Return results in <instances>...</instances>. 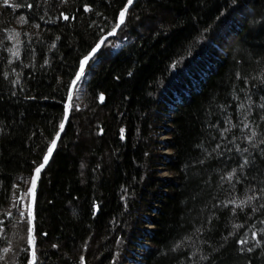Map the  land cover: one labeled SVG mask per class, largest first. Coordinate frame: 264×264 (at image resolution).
I'll use <instances>...</instances> for the list:
<instances>
[{
    "label": "trees",
    "instance_id": "16d2710c",
    "mask_svg": "<svg viewBox=\"0 0 264 264\" xmlns=\"http://www.w3.org/2000/svg\"><path fill=\"white\" fill-rule=\"evenodd\" d=\"M126 2L0 8V264L29 259L26 186ZM85 71L39 176L33 264H125L143 239L139 264H264V0H134Z\"/></svg>",
    "mask_w": 264,
    "mask_h": 264
},
{
    "label": "water",
    "instance_id": "95a60500",
    "mask_svg": "<svg viewBox=\"0 0 264 264\" xmlns=\"http://www.w3.org/2000/svg\"><path fill=\"white\" fill-rule=\"evenodd\" d=\"M133 2H134V0H133ZM133 2H132V3H133ZM126 5H127V9H128L132 4L128 5L127 2H126V3L124 4V6L120 9V12H121V10H123V9L125 8ZM120 12H119V14H120ZM125 18H126V15H125V17H124V21H125ZM117 24H120L119 16H118V19H117L116 23L114 24V26H113L111 29H109L107 32L103 33V34L99 37V39L96 41V43L92 46V48H91V49H90L85 55H83V56L81 57V59H80V61H79V66H78V68H77V71H76V73H75L73 79L71 80V82H70V84H69V88H68L67 96H66V99H65L64 114H63V118H62V120H61V123H63V129H64V127H65V125H66V123H67V121H68V118H69V114H70V110H71V101H72V96H73V90H74V88H75L77 82H78L81 78L84 77V75H85V73H86V71H85V67L87 66V64H88V62L90 61V59L93 58V57L98 53V51H99L100 47L102 46V44L104 43V41H105L107 38H109V37H113V36L116 34V32H117V30L119 29V27H120L123 23L120 24V26H119L118 28H116L115 26H116ZM109 33H112V34L109 35ZM100 41H103V43H102V44L100 45V47L96 50L95 53H92V50H93L94 48H96L97 44L100 43ZM90 53H92L91 56H89ZM86 56H89V59H88L87 63L84 65V69H83V72H82L81 75H80V79L77 80V74H78V73L80 72V70H81V61H82V60L84 59V57H86ZM93 63H94V62H93ZM73 81H75V84H73ZM61 123H60V125H61ZM60 125H59V128H58L57 132H59L60 135H61L63 129H62V130L60 129ZM57 132L54 134V136H53V138H52V140H51V142H50V144H49V146H48V148H47V151L45 152V155L48 153V149H49L50 147H52V153H53V151H54V149H55V147H56V145H57V142H58V140H59V138L56 139V134H57ZM60 135H59V137H60ZM54 139H56V142H55V146L53 147V146H52V142H53ZM52 153H51V155H50V157H49V159H48L47 164L49 163V161H50V159H51ZM45 155H44V156H45ZM44 156H43V158H44ZM43 158H42V160L39 162V164L34 168L33 173H32V175H31V178H30L29 182L31 181V179L33 180V177L36 176L35 169H36L41 163H43ZM47 164H46V165H47ZM46 165H45V166H46ZM44 168H45V167H44ZM44 168H43V169H44ZM43 169H42V170H43ZM42 170H41V171H42ZM40 173H41V172H40ZM40 173H39V176H40ZM39 176H38V178H36V180H35V184L33 185V183H32V186L29 187V190H28L27 214H28V220H29V238H28V240H29V259H28V261H27L25 264H33L34 261H35V249H34V226H33V220H34L33 207H34V200H35L36 190H37V186H38V182H39ZM29 182H28V184H29ZM28 184H27V186H28ZM33 253H34V255H33Z\"/></svg>",
    "mask_w": 264,
    "mask_h": 264
},
{
    "label": "snow or ice",
    "instance_id": "6c2138e0",
    "mask_svg": "<svg viewBox=\"0 0 264 264\" xmlns=\"http://www.w3.org/2000/svg\"><path fill=\"white\" fill-rule=\"evenodd\" d=\"M8 2H9V0H0V3H3V4H7ZM132 2H133V0H127V4H128V5L132 4ZM127 10H128V9H127V5L125 6V8H124L123 10H121V12H120V14H119L120 24H122V23L124 22V17H125V15H126V13H127ZM64 18H65V19H68V17H64ZM120 24H117L115 27L118 28V27L120 26ZM111 34H112V33H109V35H111ZM102 43H103V41H100V43L97 44L96 48H94V49L92 50V53H95L96 50L100 47V45H101ZM92 53H90L89 56H91ZM89 56L84 57V59L81 61V70H80V72L77 74V80L80 79V75H81V73L83 72L84 65L87 63V61H88V59H89ZM73 84H75V81H73ZM100 98L103 99V96H101ZM262 107H264V106H262ZM245 127H248V125L245 124ZM60 129H61V130L63 129V123H61V125H60ZM59 135H60V133L57 132V134H56V139L59 138ZM256 135H257V133H256L255 131H252L251 135L248 136L249 141L253 140V138H254ZM56 139H54L53 142H52V146H53V147L55 146ZM261 142L264 143V141H261ZM244 151H247V149H244ZM51 153H52V147H50V148L48 149V153L44 156V158H43V163H41V164L35 169L36 176L33 177V185L35 184V180H36V178H38L39 173L41 172V170H42V169L45 167V165L47 164L48 159H49ZM247 163H248V161H247V159H245L244 164H247ZM243 166H244V165H241V167H243ZM234 173H235V169L233 170L232 173H229V175H228V179H229V180H231V178H232V176H233ZM253 198H254V197H248V198H247V201H241L240 203H241V204H244V203H246V202L251 201ZM229 203H235V201H229ZM244 242H245V241H241V243H244ZM248 250L251 251V249H248ZM5 251H7V249H5ZM33 255H34V253H33Z\"/></svg>",
    "mask_w": 264,
    "mask_h": 264
},
{
    "label": "rangeland",
    "instance_id": "374dc122",
    "mask_svg": "<svg viewBox=\"0 0 264 264\" xmlns=\"http://www.w3.org/2000/svg\"><path fill=\"white\" fill-rule=\"evenodd\" d=\"M4 4L3 3H0V8L3 6ZM22 22V16L18 15L14 18L13 20V28L15 29L17 26H19ZM86 75V73H85ZM85 75H84V79H85ZM74 95V93H73ZM169 125V122L168 120H165V122L163 123V127L161 128L160 132H159V138H160V149H161V153L162 155L164 156H167L171 151L169 148H167L166 146V141L167 139L169 138V136L166 134V130H167V126ZM159 174L161 176H167L168 175V172L167 170L164 168L163 165H160L159 166ZM30 183V182H29ZM29 190V184L27 186V191ZM146 228H151L152 225L151 224H146L145 225ZM138 243V246H136L133 250V253L130 255V258H129V261H127L125 264H139L140 263V256H141V253H142V246L144 244H148V241L147 240H138L137 241Z\"/></svg>",
    "mask_w": 264,
    "mask_h": 264
},
{
    "label": "built area",
    "instance_id": "2783aa9c",
    "mask_svg": "<svg viewBox=\"0 0 264 264\" xmlns=\"http://www.w3.org/2000/svg\"><path fill=\"white\" fill-rule=\"evenodd\" d=\"M83 87H84V77L81 78L76 86H75V90H74V96H75V101L78 105H81V94H82V91H83Z\"/></svg>",
    "mask_w": 264,
    "mask_h": 264
},
{
    "label": "bare ground",
    "instance_id": "6f19581e",
    "mask_svg": "<svg viewBox=\"0 0 264 264\" xmlns=\"http://www.w3.org/2000/svg\"><path fill=\"white\" fill-rule=\"evenodd\" d=\"M32 183H33V180L31 179V181H30V183H29V187L32 186ZM26 188H27V186H26Z\"/></svg>",
    "mask_w": 264,
    "mask_h": 264
}]
</instances>
